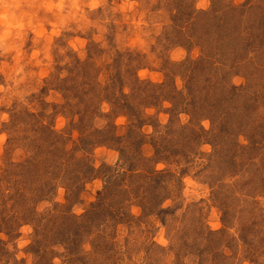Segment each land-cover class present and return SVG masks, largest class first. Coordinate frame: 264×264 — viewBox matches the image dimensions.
Returning <instances> with one entry per match:
<instances>
[{
	"label": "rangeland",
	"instance_id": "1",
	"mask_svg": "<svg viewBox=\"0 0 264 264\" xmlns=\"http://www.w3.org/2000/svg\"><path fill=\"white\" fill-rule=\"evenodd\" d=\"M0 264H264V0L0 7Z\"/></svg>",
	"mask_w": 264,
	"mask_h": 264
},
{
	"label": "clouds",
	"instance_id": "2",
	"mask_svg": "<svg viewBox=\"0 0 264 264\" xmlns=\"http://www.w3.org/2000/svg\"><path fill=\"white\" fill-rule=\"evenodd\" d=\"M0 7L5 11L9 9H16L19 7V0H0Z\"/></svg>",
	"mask_w": 264,
	"mask_h": 264
},
{
	"label": "trees",
	"instance_id": "3",
	"mask_svg": "<svg viewBox=\"0 0 264 264\" xmlns=\"http://www.w3.org/2000/svg\"><path fill=\"white\" fill-rule=\"evenodd\" d=\"M199 61H200V60H199ZM194 112H195V111H189V113H190L191 115H193V114H194Z\"/></svg>",
	"mask_w": 264,
	"mask_h": 264
}]
</instances>
